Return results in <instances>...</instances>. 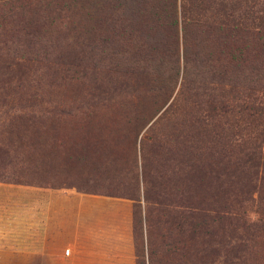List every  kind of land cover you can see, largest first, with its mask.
<instances>
[{"label": "rangeland", "instance_id": "rangeland-1", "mask_svg": "<svg viewBox=\"0 0 264 264\" xmlns=\"http://www.w3.org/2000/svg\"><path fill=\"white\" fill-rule=\"evenodd\" d=\"M245 1L249 5L254 2V8H264V0ZM60 4L66 7L71 1L60 0ZM66 8L61 13L75 20V9ZM19 17L30 19L27 11ZM12 20L8 25L6 21L0 22V264H149V241L154 240L155 228L151 224L147 227L144 220L146 203L138 143L149 126L159 136L176 133L178 123L185 118L183 113L199 109L192 107L187 99L177 98L178 78L167 101L159 105L137 134L133 154L137 192L133 200L103 194L111 189L107 186L118 188V183L108 180L104 174L94 176L83 172L86 165L67 162L64 172H70V182L90 192L59 184L51 173L55 169L53 164L58 166L63 155L55 161L52 154L49 159L45 158L43 142L53 140L54 135L79 137L85 127L89 135L111 140L122 167L127 165L124 162L132 142L126 136L140 124L130 108H136L137 115H144L146 110L158 106L159 101L151 103L148 94L138 97L126 93L122 85L126 79L116 72L103 68L94 74L81 60L87 51L80 41L71 38L72 31L67 39L57 40L48 47L45 56L17 45L14 40L19 34L11 29L15 25V19ZM57 21L52 20L44 30H51L55 35L57 28L63 29ZM261 42L259 49L264 53V41ZM178 68L180 74V29ZM202 88L206 94L208 87L195 89L202 93ZM215 100L218 101L216 97ZM120 101L131 103L128 114L116 109L114 104ZM245 101L251 104L250 108L237 113L233 102L229 104L232 111L209 119L220 135L218 148L222 159L212 157L210 172L207 168L200 175L192 176L231 201L229 212L226 207L221 212L225 218L216 233L220 236L214 235L217 243L208 247L211 241L207 240L202 244L208 248L203 260H212L214 264L237 261L233 258L235 253H230L232 244L240 247L237 256L242 264H264V165H261L264 162V83ZM95 102L114 104L108 110L74 109L70 115L55 110L56 106L75 108ZM238 105L237 102L240 110ZM80 121L84 125L76 126ZM74 127L77 128L69 132ZM164 146L182 147L172 143ZM248 159L249 166L241 164ZM115 178L123 181L122 170L117 171ZM236 202L238 209L234 211Z\"/></svg>", "mask_w": 264, "mask_h": 264}, {"label": "trees", "instance_id": "trees-1", "mask_svg": "<svg viewBox=\"0 0 264 264\" xmlns=\"http://www.w3.org/2000/svg\"><path fill=\"white\" fill-rule=\"evenodd\" d=\"M70 1L71 5L66 7L75 9V20L61 13L67 8L60 0H0V22L9 19L5 22L8 25L15 19L11 27L19 34L15 43L43 56L48 47L57 40L67 39L72 31L71 38L80 41L87 51L81 60L94 74L103 68L116 72L126 79L122 81L126 93L138 97L148 94L151 103L157 100L159 104L146 110L144 115H137L136 108H130L140 124L126 136L132 142L124 162L127 165L122 167L111 140L91 136L85 127L79 137L54 135L53 140L43 142L45 158L49 159L52 154L55 161L63 155L58 166L53 164V180L76 186L70 182V172H64V168L73 163L86 165L83 172L94 176L104 174L108 180L118 183V188L107 186L111 189L103 194L133 200L137 192L133 156L137 134L159 105L167 101L179 78L177 98L187 99L199 111L184 112L182 117L185 118L178 123L176 133L159 136L156 129L149 126L138 143L140 179L146 203L144 220L147 227L151 224L155 228L154 240L149 241L148 259L149 264H214L212 260H203L208 248L202 244L207 240L211 241L208 247L217 243L214 235L220 236L216 233L225 218L221 212L225 207L229 212L231 201L220 197L214 187L204 185L200 178L193 180L192 176L204 172L212 164V157L222 159L218 148L220 135L209 119L232 111L229 104L233 102H236L237 113L250 108L251 104L245 100L264 83V60H261L264 53L259 49L260 40L264 41V8H254V2L249 5L245 0H180L179 4L177 0ZM25 11L29 13V20L19 17ZM54 19H58L57 24L63 29L57 28L52 35L51 30L44 27ZM198 87H208V92L205 94L202 88L199 93L195 89ZM201 97H204L203 102ZM112 104L56 106L55 110L70 115L74 109L81 112L108 110L113 108ZM130 104L120 101L114 105L122 114H128ZM78 124L84 125L82 121L76 126ZM75 128H70L69 132ZM166 143L182 147L169 148L164 146ZM67 162L71 163L66 166ZM250 163L248 159L241 164L249 166ZM119 170H122L123 181L115 178ZM80 188L83 192L91 191ZM236 209L237 202L233 205V210ZM233 252V258L237 259L233 264H242L237 256L238 245L232 244L230 253Z\"/></svg>", "mask_w": 264, "mask_h": 264}, {"label": "built area", "instance_id": "built-area-1", "mask_svg": "<svg viewBox=\"0 0 264 264\" xmlns=\"http://www.w3.org/2000/svg\"><path fill=\"white\" fill-rule=\"evenodd\" d=\"M66 252H67V250H66Z\"/></svg>", "mask_w": 264, "mask_h": 264}]
</instances>
